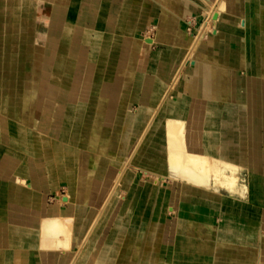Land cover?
<instances>
[{"label": "crops", "instance_id": "1", "mask_svg": "<svg viewBox=\"0 0 264 264\" xmlns=\"http://www.w3.org/2000/svg\"><path fill=\"white\" fill-rule=\"evenodd\" d=\"M29 1L0 0L11 8L0 15L10 19L0 20L7 30V42H0V88H7L0 98V264H127L126 251L138 247L126 235L140 237L143 219L149 249L137 264H264V0H31V13ZM209 1L216 13L224 12L216 31L192 50L189 33ZM56 7L62 24L51 36ZM27 16L28 42L42 50L39 62L31 55L27 61L14 46V19ZM19 30L18 37L24 34ZM61 39L75 44L74 55L60 50ZM109 69L115 82L105 79ZM64 86L63 100L56 92ZM32 94L40 106H31ZM106 98L100 148V139L93 143L94 122ZM49 100L58 112L47 117ZM176 123L179 147L219 168L212 180L200 163L192 176L187 167L184 179L172 174L165 128ZM148 136L143 159L162 173L163 184L147 201L149 167L132 161L136 170L127 168L132 177L125 192L111 197L112 208L95 223L82 261L76 260L72 247L90 233L98 212L87 205L94 159L121 168L134 144ZM205 136H211L206 143ZM229 180L239 185L221 186ZM173 183L246 202L229 210L214 195L194 191L205 206L179 202L170 213ZM60 189L68 195L54 197ZM223 239L235 247L224 256L218 251ZM96 242L101 249L93 252Z\"/></svg>", "mask_w": 264, "mask_h": 264}, {"label": "rangeland", "instance_id": "2", "mask_svg": "<svg viewBox=\"0 0 264 264\" xmlns=\"http://www.w3.org/2000/svg\"><path fill=\"white\" fill-rule=\"evenodd\" d=\"M29 2L31 4V7L27 8V11H30V13H31L32 12V1L30 0ZM55 10H56V12H55L54 19H52L50 27H49V34L51 36L57 35L59 33V29H60L61 24H62V19H58L60 17L59 9H57V7H56ZM10 12H11V8L10 7L7 8L6 6L2 7L0 5V15H4V14L10 15ZM223 12L224 11L220 9V10H218V12L214 16H210V18L207 17L208 15H206L203 19H200V23L198 24V26L203 24L205 21H207V19H210L211 24L214 23L213 27L210 26V29H209V32H210L209 35H212L211 33L216 31V23H217V20H218L217 18ZM28 17L29 16L25 17L24 19H21L20 23H19V21L14 19V22L16 24H14L13 28L11 26V28L13 30V33H14V39H15L14 40V43H15L14 46H15V48L18 51L27 54V57H26L27 61L30 59L29 55H31L32 59H34L35 62H39L41 57H42V50H40L36 46L35 47H31L29 42H28L29 21H30V19ZM0 20L10 21V19H0ZM189 21L191 22V25L194 27L195 24L193 23V20L190 19ZM198 26H196L195 28L197 29ZM238 26L241 28L240 24H238ZM18 27H20V30H19L20 33L24 32V34H20L19 37L16 36L17 34H15V33H17L16 31H17ZM196 29L194 31L193 30L190 31V33H189V35L191 36L190 44L194 40H196L197 37H198L197 33H196ZM152 34H153V31L150 32L149 28H146L144 30V35L145 36L147 35V37H151ZM0 35H2V40L0 39V42L3 41V37H4V41L7 42L6 37H5V36H7V30H5V25H3V24H0ZM12 40L10 41L8 39V41H9L8 44L9 45L12 43ZM60 43H61L60 44V50L63 53L71 55V56L74 55L73 53L75 51V44L71 45V43H69L67 40H63V39H61ZM10 47L11 46H9V49H10ZM0 48H1V46H0ZM21 48H22V50H21ZM187 54H188V51L186 52V55ZM186 55H185V57H186ZM185 57L179 63L178 67H176V70H175V73H174V79H173L174 81H176L177 79H180V76L182 75L183 66H184V65L182 66V64H183V61H184ZM188 64L189 63H187L186 65H188ZM115 74L116 73L113 72L112 69H109L108 72L106 73L105 79H111V81L115 82L117 80V77L115 76ZM0 80H3V78L2 79L0 78ZM67 89H68L67 86H64V87H61L60 89H57V92H56L57 96L59 95V97L64 100L65 92H66ZM6 90H7V88H0V92L3 93V95L2 94L0 95V98L3 97V96L4 97L6 96L5 95ZM16 90L17 89H14L15 93L17 92ZM0 101H1V99H0ZM107 102H108L107 98L104 99V100L100 99V102H99V104L97 106L98 107L97 116H96L95 122H94V130H95V134L94 135L95 136L93 138V143L95 144L96 142H98L97 139H100V143H98L99 145L96 144V146H99L100 148L103 147V138L104 137L100 136V132H101L103 123L105 121L104 114L106 113L105 108L107 106ZM30 103H31V106H33L34 104H37L38 106H40L41 100L40 99H36V95L32 94V96L30 98ZM46 104H48V110H47V112H48L47 113V117H48L52 112H54L56 110V109L53 110V107L56 108V107H58V105H55L54 103L52 104L50 100L47 101ZM45 111L46 110H44V112ZM131 137L132 136H128L127 137L128 140ZM202 138H203V140L206 143L211 138V136H205V137H202ZM101 139H102V141H101ZM148 139H149V136L147 138H144V140L142 142L140 141L139 143L134 144L133 149L129 153L127 161H126V163L124 165V166H126V165L129 164L128 167H124V166L121 167V168H118V166L114 167L112 165H109L108 161L105 158H103V157H100V158L96 157L94 159V163H93L94 166H95L96 162H97V164L95 166V173L93 174V177H92V182L93 183H91V186H90V195H89V199L87 201V205L90 206V207L97 208L98 212L96 213V217L94 218V219H96V221L92 225V229H91L90 233L88 231L85 232V234L82 237V243L76 249H73V247H72L74 255H76V260L82 261V260H80V258L82 256V250H83L82 246L85 245V247H86V245L89 243L90 237H91V235L94 232L93 230H94V227H95V223L101 218V216L105 212V210L108 211L110 208H112V204L111 203L113 202V200H112L111 197H113L114 194L118 195L120 192H122V193L125 192L124 187L126 186V182L128 181V179L130 177H132V175L130 176L129 173H126V170H127V168L128 169L129 168L130 169L133 168L132 170H134V169L136 170V167L133 166L134 164L133 165L131 164V163H133L132 161L136 162V161L140 160L142 165H144L146 167H149L148 165H145V162H144V159H143L144 155H145V150L144 149L147 146ZM212 156H214L213 153H212ZM143 170L138 171V174H139V176L141 178H144L145 176H147V174L143 173ZM146 171H147V173L149 175L147 176L146 179L145 178L143 179V182H144L143 184H144L145 187H149V188H147V189L144 188L143 190L145 191L144 197H146V198L148 197L147 201H150L151 197L154 199V195H152L153 194L152 192L154 191L153 190L154 187L161 186L165 179L160 181L159 177H160V175L162 173L158 172V171H156L154 169H151L150 167L147 168ZM152 172H154L153 174H156V175L151 176L152 178H149V176H150V174H152ZM245 172H246V169H245ZM149 179L152 180L151 183L149 182ZM155 180H157V184L156 185H154V181ZM166 181H168V180H166ZM167 183H169V182H167ZM173 185H174V190L172 189L171 197L169 199V202H171L172 205L168 206V207H172L173 210L169 211L167 209L168 207H166V210L168 212H170V213L174 212V210H175L174 207L179 202L185 203V202L191 200V201L195 202L196 204L205 206L206 205V201L204 200V198H202L203 195L199 197L198 194L192 193L194 191H201L203 193H209V194L214 195L215 199H216L215 201H217V203H219V202L223 203V208H226V209H229V210L230 209L231 210L234 209L236 211L237 207L240 208L241 203L245 204V202H246V200H242L241 198L237 199L235 197H230L227 194H223V193H220V192H213V191L212 192H208V191H204V190H198L197 188L189 187V186L178 184V183H173ZM246 189H247V187H246ZM68 192L66 191V193H65L63 189H60L58 192L56 191L54 197L55 196L57 197L58 195L59 196L68 195ZM147 201H146V204L148 205V203H150V202L147 203ZM143 206H144V204H143ZM142 227L143 228H142L141 236L140 237L139 236L136 237L135 240H133L134 238L132 239V235H130V234H133V231L130 232L128 230V233H127L126 236L129 237L131 240H129V238H127V241L128 240L129 241H137V247H138L137 249L138 250L136 252L133 251V249H131V250L128 249L126 251V252L130 253V256H128L127 264H137L138 263L137 260H139V258L141 256L144 259H146L147 251H148L149 248H148V245H147L148 244V232L146 230L147 226H146V220L145 219H143V226ZM138 238H139V240H138ZM72 240H73V233L71 235L70 244H69L71 246H72ZM218 241H219L218 242V245H219L218 246L219 247L218 251H219V253L222 254V256H224L226 254V252H224V251H227V249H228V251L230 250V247L235 249V247H232V244L230 242H226L225 239H223L221 241L218 240ZM234 244H236V243H234ZM100 249H101V242L94 243L93 252L98 251ZM161 250L164 253V255H166V253H167L166 247L165 248L163 247ZM117 251H118V249H117ZM131 251H133V252H131ZM119 253L120 252H118V254ZM134 253L136 254V256H135L136 260L133 257Z\"/></svg>", "mask_w": 264, "mask_h": 264}, {"label": "bare ground", "instance_id": "3", "mask_svg": "<svg viewBox=\"0 0 264 264\" xmlns=\"http://www.w3.org/2000/svg\"><path fill=\"white\" fill-rule=\"evenodd\" d=\"M207 5H208V9H207V13H205V14L208 15L207 17L210 18V16H214L215 15V13H216L217 10L215 8V4H213L212 2L209 1V3ZM241 23H243V22H241ZM210 26L213 27V24H211L210 19H207V21H205L204 25H202L199 29H197V32L196 33H197V36L198 37H197L196 40H194L191 43V49L192 50L197 47V45L199 44L200 41H203L204 38L208 37V35L210 34V32H209ZM214 32H212V33H214ZM168 122H167V125H168ZM172 122H174V121H170L169 123L171 125H173L174 123L172 124ZM176 127H178L177 126V123H176V126H174V128L172 126L171 127H168L169 130H167L168 128L167 129L165 128L166 134L168 136L167 139H169V142L168 143L170 145L169 146L170 147V168H171L172 174L175 177L179 178V180H181L182 178L184 179V176L183 177L181 176L182 175L181 172L183 170V167H187L188 169L186 168V170L189 171V174L191 175V174H193V172H195L198 169L197 166L200 163L201 165H203V172H204V174H207L208 175V178L210 177V179L212 180V175L214 176V174L217 173L216 171H219V168H216L217 165L215 166V168L214 167L212 168L211 165L208 163L209 162L208 160H206V159L201 160V158L192 157V156L188 155L187 152L185 153L179 147L180 146V141H179L180 137H179V133L177 132V128ZM166 134H165V137H167ZM168 143H167V145H168ZM177 156H179V157L177 158ZM221 172H223V171L221 170ZM234 180H229L226 183H222L221 186H224L226 184H229L230 185V183H231V186H233V187L238 186L239 184L237 182H235ZM196 183H198V181H196ZM67 219H68V217H67ZM69 219H71V218H69ZM57 220H58V218H57ZM44 222H45V220H44Z\"/></svg>", "mask_w": 264, "mask_h": 264}]
</instances>
